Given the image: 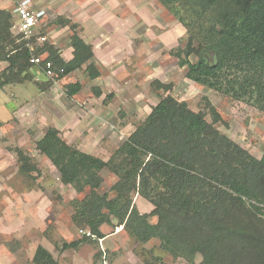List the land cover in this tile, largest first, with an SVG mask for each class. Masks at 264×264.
Segmentation results:
<instances>
[{"label": "trees", "instance_id": "1", "mask_svg": "<svg viewBox=\"0 0 264 264\" xmlns=\"http://www.w3.org/2000/svg\"><path fill=\"white\" fill-rule=\"evenodd\" d=\"M157 1L189 34L186 47L174 53L179 66L188 69L186 78L264 113V0ZM13 18L10 11L0 9V65L7 64L0 67V91L33 82L42 74L30 63L32 53L25 42L12 32ZM55 24L69 22L59 18ZM71 48L69 61L53 45L46 44L35 54H48L59 80L84 66L91 80L100 78L93 47L74 34ZM193 55L196 63L189 61ZM157 86L171 88L161 82ZM81 90L80 83L66 87L69 98ZM207 105L212 123L186 102L162 98L108 161L76 150L57 129L49 128L37 149L58 170L64 185L78 193L90 191L82 201L72 202L73 223L103 240L101 227L115 218L116 227H123L137 244L159 240L165 253L189 264H264V152L257 159L223 135L215 127L221 116ZM16 153L21 173L38 172L23 150ZM104 169L118 177L111 188L114 198L99 193ZM133 194L153 205L150 215L137 209ZM92 241L85 236L64 243L62 249L78 250ZM198 256L202 261L196 263ZM101 257L95 256L93 264ZM32 264L60 263L39 246Z\"/></svg>", "mask_w": 264, "mask_h": 264}, {"label": "rangeland", "instance_id": "2", "mask_svg": "<svg viewBox=\"0 0 264 264\" xmlns=\"http://www.w3.org/2000/svg\"><path fill=\"white\" fill-rule=\"evenodd\" d=\"M20 2L0 0V9L13 13ZM31 2L39 17L38 32L46 37L36 52L53 45L68 61L71 40L77 34L93 47V63L101 76L91 80L84 66L54 85L37 74L33 82L0 91V264H32L39 246L61 264H93L99 254L103 258H97L98 264H189L165 253L159 240L137 244L123 227H116L115 218L101 228L103 240L91 237L95 242L63 250L64 243L88 237L72 221V202L82 201L90 191L78 193L64 185L58 170L37 149V142L49 128H55L76 150L108 161L161 99L172 96L212 123L210 104L222 118L215 127L261 159L264 113L186 78L188 69L179 66L174 53L186 47L189 34L157 0ZM59 18L68 20V26L55 24ZM197 60L195 55L189 58L192 63ZM0 67L3 70L7 64ZM157 82L171 85L170 90L160 89ZM75 83L82 90L69 98L66 87ZM17 149L32 159L38 172H20ZM101 176L104 183L99 193L114 198L111 188L118 177L108 169ZM132 197L142 214L153 212L149 201L138 194ZM201 261L198 256L196 263Z\"/></svg>", "mask_w": 264, "mask_h": 264}, {"label": "built area", "instance_id": "3", "mask_svg": "<svg viewBox=\"0 0 264 264\" xmlns=\"http://www.w3.org/2000/svg\"><path fill=\"white\" fill-rule=\"evenodd\" d=\"M32 0H21V2L15 6L16 23L13 26V32L16 36L20 37V40L25 42L26 47L29 48L32 53L30 63L41 70V73L46 79L52 80L58 83L60 74L56 72L54 63L48 59V54L40 53L35 54L36 48L42 45L46 41V37L41 36L38 32L40 24L38 13L34 10ZM88 237L91 236L87 232Z\"/></svg>", "mask_w": 264, "mask_h": 264}, {"label": "crops", "instance_id": "4", "mask_svg": "<svg viewBox=\"0 0 264 264\" xmlns=\"http://www.w3.org/2000/svg\"><path fill=\"white\" fill-rule=\"evenodd\" d=\"M36 12H37V11H36ZM11 13H12V12H11ZM12 14H13V17H14V18H13V21H15V23H16V15H15V12H13ZM15 23L13 24V26L15 25ZM12 30H13V27H12ZM13 33H14V32H13ZM72 52H73V50L71 49V57L69 58V60L72 59ZM93 52H94V49H93ZM69 60H68V61H69ZM3 64H5V63H2V65H3ZM99 71H100V70H99ZM9 86H10V85H9ZM3 90H4V89H3ZM102 227H103V226H102ZM102 227H101V228H102ZM101 231H102V230H101ZM60 264H61V263H60Z\"/></svg>", "mask_w": 264, "mask_h": 264}, {"label": "water", "instance_id": "5", "mask_svg": "<svg viewBox=\"0 0 264 264\" xmlns=\"http://www.w3.org/2000/svg\"><path fill=\"white\" fill-rule=\"evenodd\" d=\"M216 61H217V58H216V56H214V62H215V64H216Z\"/></svg>", "mask_w": 264, "mask_h": 264}]
</instances>
